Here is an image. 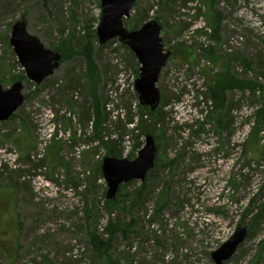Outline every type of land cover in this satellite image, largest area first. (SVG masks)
Listing matches in <instances>:
<instances>
[{
    "label": "rangeland",
    "instance_id": "obj_1",
    "mask_svg": "<svg viewBox=\"0 0 264 264\" xmlns=\"http://www.w3.org/2000/svg\"><path fill=\"white\" fill-rule=\"evenodd\" d=\"M215 14L220 17L219 40L212 42L210 24ZM144 15V23L155 20L162 26L163 48L170 52L157 83L161 100L169 101L163 109L169 124L164 139L156 141L160 150L154 179H158L156 192L169 184L172 205L158 217L148 214L144 219L142 213L133 212L138 222L135 233L112 241L110 263L214 264L211 254L238 227H246L264 202V156L257 166L239 147L252 122L247 94L228 92L227 101L241 100L240 107L230 113L232 123L218 128L215 109L204 96L207 77L218 70L207 64L203 49L238 52L252 62L246 75L238 64L232 65L234 75L253 79L264 73L256 65L264 54V0L213 4L210 0H136L124 27L138 29L134 25ZM99 17L100 0H0V84L7 89L19 77L26 98L15 120L0 123V135L19 138L23 134L27 149L0 141L4 170L0 173V264H103L92 254L88 240L95 229L106 239L102 229L111 218L104 206L106 183L103 177L94 182L100 160L108 156L98 138L113 140L119 159L132 160L144 144V135L135 130L141 116L134 89L139 64L117 40L98 44ZM22 18L28 33L45 48L54 50L69 39L67 51L74 52L61 60L39 90L26 78L9 45L11 28ZM87 43L92 44L99 76L95 92L82 77L86 65L79 52ZM94 97L104 117L98 138L92 124ZM127 118L133 119V125ZM118 120L125 125V136L113 128ZM141 141L142 146L134 149ZM56 146L59 161L53 162L50 151ZM168 162L174 163L163 167ZM242 166H247L244 179L239 177ZM233 178L239 182L237 191L228 187ZM140 184L134 181L122 191ZM152 202L148 199L145 207L151 209ZM215 209L220 214L209 211ZM90 210L94 212L86 215ZM259 222L246 227L244 242L225 264H264V212Z\"/></svg>",
    "mask_w": 264,
    "mask_h": 264
},
{
    "label": "trees",
    "instance_id": "obj_2",
    "mask_svg": "<svg viewBox=\"0 0 264 264\" xmlns=\"http://www.w3.org/2000/svg\"><path fill=\"white\" fill-rule=\"evenodd\" d=\"M216 0H210V3L213 4ZM134 7V6H133ZM146 16H141L140 22H137V24L134 25L135 28H139L143 23L145 22ZM219 14H215L211 17L212 23L210 24V27L212 29V34L210 35L209 40L212 42H217L218 37L217 33L219 30L220 22H219ZM24 20V18H22ZM114 41V40H112ZM110 41V42H112ZM109 43V42H108ZM107 43V44H108ZM261 44L264 48V41H261ZM70 40L68 39L65 42H61V46H57L53 51L58 52L61 54V60L65 59V57H70L74 54L72 51L69 50ZM106 45V44H105ZM103 45V46H105ZM92 44L87 43L79 54L84 58L85 60V74L82 76L85 79V84L87 87H89L93 92L94 90V84L95 81L99 78L97 75V70L95 69V64L92 59ZM125 47V46H124ZM127 49V48H126ZM66 50V51H65ZM65 52H68V56ZM70 52V53H69ZM204 55L203 58L207 62L208 65H212L217 67V74L213 77L209 78L207 77L206 81V88L207 92L204 94L201 92L202 96H206V100H208L214 107L215 113H214V120L216 124L218 125L219 129H223L226 122L232 123V116L231 112L233 109H237L240 107L241 100L236 101L234 104L233 101H227V94L228 92H238L241 94H247V100L251 103L253 109L252 113L250 115L251 117V126L248 130L247 136L245 140L239 144V147L242 150V154L246 159H248L250 162H255L257 166H260L258 163V160L261 159L264 156V73H258L257 77H253V79H248L246 77H240L237 75H234L232 72V65L238 64L241 68L243 73L246 75L248 72H250L252 68V62L248 61L244 57H242L238 52H228L226 54L218 53L216 52V49L213 47H209L208 49H203ZM258 69L261 71H264V54L261 57L259 55V62L256 64ZM138 69H136V72ZM258 78L260 80H258ZM263 78V79H262ZM262 79V80H261ZM14 82L21 81L19 77H14L12 79ZM11 80V81H12ZM13 82V83H14ZM40 86L37 85L35 87V90H39ZM25 97V96H24ZM26 99V98H25ZM171 99V98H170ZM169 105L168 100H161L160 107L154 111L150 112V110L147 107H141L138 105V109L140 111L139 114H141L139 122H137V125L135 126V130L139 132L142 136L146 134H151L156 141H162L165 137V133L167 131V126L169 124L168 115L163 111L165 107ZM254 105V106H253ZM93 110H94V120H93V130L95 133V136L98 138L99 129L101 130V124L103 122V111L100 107L99 99L97 97H94V103H93ZM143 114L146 116V119H143ZM211 115V114H210ZM210 116H208L207 120ZM86 118V119H85ZM85 120L89 121L88 117H85ZM16 119V115H12L11 118L8 121H13ZM225 120V121H224ZM7 121V122H8ZM4 123V122H3ZM127 123L130 125H133V119L127 118ZM114 129H120V132L123 136L127 134V130L125 128V125L121 126L120 120L118 122L113 123ZM192 128V126H189ZM23 134L22 136H19V138H13L12 135H6L5 138L1 134L0 135V141L1 143H4L5 141H10L14 143V145L23 151H27L23 140ZM122 137V136H121ZM99 143L100 146L103 147L104 150L108 152V156L112 158H121V154L119 151L116 150V142H113V140L104 141L100 138ZM160 141V142H161ZM167 141V140H166ZM143 144V141L141 143H137L134 147V149H139ZM56 150L50 151V159L55 162L59 161L58 158V151L59 146H56ZM156 158L158 155V151L160 150V144L156 142ZM107 157V156H106ZM27 160L29 159V156L26 157ZM126 158L129 159V157L126 156ZM174 162H168L164 164L165 168H168L170 165H172ZM101 164L102 161L100 160L96 172L97 175L95 176V180L98 178H102L101 173ZM161 164V163H160ZM249 165V164H248ZM159 165L157 162L154 164V168L151 169L143 182H140V186L132 191H126L123 193V189L125 187H128L131 183H134V181L128 182L126 184H123L119 187L118 195H116V199L114 201H107L105 199L104 206L106 210L109 212V215L111 218H109L107 226L102 229V232L105 233L106 239L101 237L97 234L96 229L94 232L88 234V240L89 245L91 247L92 254L100 261L103 262V264H111L110 263V257H109V249L111 246V243L114 239L121 237L123 239H128L129 236L133 235L135 233V226H137V220L133 219L132 213L137 211L139 213H142V218L145 219L146 216L149 217H158L163 214L165 210L168 209L169 206L172 205V199L169 192V184H165L164 187L158 190V179L155 178V169H158ZM241 172L239 174V177L244 179V169L247 166H242ZM4 172L3 168H0V173ZM25 172V171H24ZM20 170L17 171V173H24ZM240 181V180H239ZM228 187L232 188L233 191H237L239 187L238 179L233 178L232 181H228ZM157 193V194H156ZM148 199H152V208L149 209L145 207V204L147 203ZM252 199L250 200V202ZM183 203V202H182ZM260 207L258 208V214L255 215L248 225H245L249 229L255 224H259L263 212H264V202L260 203ZM215 214H220V209L215 210H209ZM94 211H87L86 215L89 216ZM114 213H116L115 216H112ZM151 214V216H150ZM129 219V222H126V220ZM243 222V221H242ZM96 226V225H95ZM248 232V231H247ZM249 264H254L253 261Z\"/></svg>",
    "mask_w": 264,
    "mask_h": 264
},
{
    "label": "water",
    "instance_id": "obj_3",
    "mask_svg": "<svg viewBox=\"0 0 264 264\" xmlns=\"http://www.w3.org/2000/svg\"><path fill=\"white\" fill-rule=\"evenodd\" d=\"M136 0H100V17L96 28L99 45L117 40L127 47L139 64L134 89L138 103L150 112L160 107L161 94L157 87L162 69L166 66L170 52L163 48L160 32L162 26L149 20L136 30L129 31L124 19L130 17ZM9 45L25 76L35 85H41L60 67L61 54L44 47L40 40L27 31L25 20L17 21L11 28ZM23 84L16 81L7 89L0 84V123L7 122L23 105ZM156 142L151 134L144 136V144L136 158L117 159L105 157L101 164L102 177L106 183L105 199L114 201L119 187L131 181L143 182L154 168ZM247 235L246 227H238L233 235L211 254L214 264H225L236 253Z\"/></svg>",
    "mask_w": 264,
    "mask_h": 264
},
{
    "label": "built area",
    "instance_id": "obj_4",
    "mask_svg": "<svg viewBox=\"0 0 264 264\" xmlns=\"http://www.w3.org/2000/svg\"><path fill=\"white\" fill-rule=\"evenodd\" d=\"M262 27H263V36H264V24H263V26H262ZM239 41L241 42V41H242V39H239ZM238 43H239V42H237V41H236V44H238Z\"/></svg>",
    "mask_w": 264,
    "mask_h": 264
},
{
    "label": "crops",
    "instance_id": "obj_5",
    "mask_svg": "<svg viewBox=\"0 0 264 264\" xmlns=\"http://www.w3.org/2000/svg\"><path fill=\"white\" fill-rule=\"evenodd\" d=\"M12 206H13V208H14V203H12ZM13 219H15V216L13 217Z\"/></svg>",
    "mask_w": 264,
    "mask_h": 264
}]
</instances>
